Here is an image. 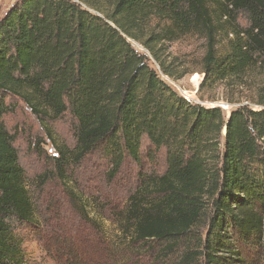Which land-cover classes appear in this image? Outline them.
Wrapping results in <instances>:
<instances>
[{
    "label": "trees",
    "instance_id": "obj_1",
    "mask_svg": "<svg viewBox=\"0 0 264 264\" xmlns=\"http://www.w3.org/2000/svg\"><path fill=\"white\" fill-rule=\"evenodd\" d=\"M239 12L248 27L238 25ZM152 17L168 23L146 37ZM193 32L207 40L202 86L242 77L264 58V0H18L1 17L0 264H25L11 219L36 222L14 137L1 120L6 95L20 97L45 127L67 112L75 119L74 149L59 146L54 158L63 181L93 152L116 174L127 160L141 163L145 140L152 157L166 149L165 172L144 175L116 212L122 236L158 242L162 252L178 253L176 264H257L240 249L252 243L264 264V100L227 117L219 106L190 102L130 41H140L163 74L181 77L163 57L166 42Z\"/></svg>",
    "mask_w": 264,
    "mask_h": 264
},
{
    "label": "rangeland",
    "instance_id": "obj_2",
    "mask_svg": "<svg viewBox=\"0 0 264 264\" xmlns=\"http://www.w3.org/2000/svg\"><path fill=\"white\" fill-rule=\"evenodd\" d=\"M17 1L0 0V19ZM167 23L152 17L145 31L146 37L155 26L160 29ZM237 23L240 27H248L247 14L239 12ZM218 38V53L224 56L228 52L227 39L223 34ZM130 41L150 56L152 66L181 96L187 94L190 102L206 107L219 106L226 117L231 110L241 106L261 108L264 58L242 77L218 79L211 85L202 86L205 78L203 57L207 50V40L202 34L188 33L166 42L168 51L165 50L162 56L172 63L176 74H182L181 77L163 74L143 44ZM4 101L7 112L1 120L14 137L36 209L34 224L11 219L13 233L24 241L25 264H176L178 253L162 252L158 242L143 244L122 236L116 220V212L124 207L144 175L165 172V148L152 157L153 149L145 140L141 163L127 160L116 174H112V165L101 152H93L80 163L71 165L67 171L68 179L63 181L57 173L54 158L58 156L59 146L74 149L77 143L73 116L67 112L55 121H47L46 129L20 97L6 95ZM44 174L46 181L43 183L40 176ZM72 193L78 194L80 200L77 197L73 200ZM81 202L87 208L84 211L80 209ZM87 214L91 220L86 219L84 215ZM207 229L208 225L204 223L200 232L205 234ZM240 249L251 262L261 264V256L254 244L242 243ZM184 251V247L178 250Z\"/></svg>",
    "mask_w": 264,
    "mask_h": 264
},
{
    "label": "built area",
    "instance_id": "obj_3",
    "mask_svg": "<svg viewBox=\"0 0 264 264\" xmlns=\"http://www.w3.org/2000/svg\"><path fill=\"white\" fill-rule=\"evenodd\" d=\"M184 97L188 100L189 99V96L187 94H183Z\"/></svg>",
    "mask_w": 264,
    "mask_h": 264
},
{
    "label": "water",
    "instance_id": "obj_4",
    "mask_svg": "<svg viewBox=\"0 0 264 264\" xmlns=\"http://www.w3.org/2000/svg\"><path fill=\"white\" fill-rule=\"evenodd\" d=\"M224 134H226V127H225V129H224Z\"/></svg>",
    "mask_w": 264,
    "mask_h": 264
}]
</instances>
